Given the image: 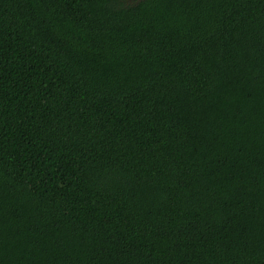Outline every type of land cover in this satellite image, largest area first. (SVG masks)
<instances>
[{
    "label": "trees",
    "instance_id": "obj_1",
    "mask_svg": "<svg viewBox=\"0 0 264 264\" xmlns=\"http://www.w3.org/2000/svg\"><path fill=\"white\" fill-rule=\"evenodd\" d=\"M0 264H264V0H0Z\"/></svg>",
    "mask_w": 264,
    "mask_h": 264
}]
</instances>
